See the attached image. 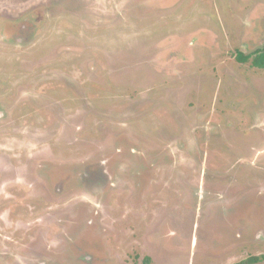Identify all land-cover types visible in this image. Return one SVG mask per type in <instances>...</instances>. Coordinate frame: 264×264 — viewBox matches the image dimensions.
Returning <instances> with one entry per match:
<instances>
[{
    "label": "rangeland",
    "instance_id": "obj_1",
    "mask_svg": "<svg viewBox=\"0 0 264 264\" xmlns=\"http://www.w3.org/2000/svg\"><path fill=\"white\" fill-rule=\"evenodd\" d=\"M264 0H0V264H264Z\"/></svg>",
    "mask_w": 264,
    "mask_h": 264
},
{
    "label": "trees",
    "instance_id": "obj_2",
    "mask_svg": "<svg viewBox=\"0 0 264 264\" xmlns=\"http://www.w3.org/2000/svg\"><path fill=\"white\" fill-rule=\"evenodd\" d=\"M236 59L239 62H243V63L251 61L252 66L258 68H264V47L257 49L255 52L251 54H245L242 51H239L236 55ZM262 260L259 257H251L238 264H260V261ZM143 261L144 264L152 263V259L149 256L144 257Z\"/></svg>",
    "mask_w": 264,
    "mask_h": 264
}]
</instances>
